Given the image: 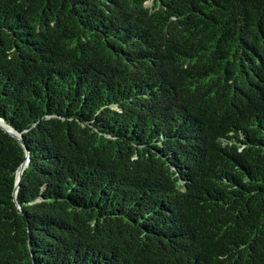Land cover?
<instances>
[{
  "label": "trees",
  "instance_id": "obj_1",
  "mask_svg": "<svg viewBox=\"0 0 264 264\" xmlns=\"http://www.w3.org/2000/svg\"><path fill=\"white\" fill-rule=\"evenodd\" d=\"M0 123V264H264V0H0Z\"/></svg>",
  "mask_w": 264,
  "mask_h": 264
},
{
  "label": "water",
  "instance_id": "obj_2",
  "mask_svg": "<svg viewBox=\"0 0 264 264\" xmlns=\"http://www.w3.org/2000/svg\"><path fill=\"white\" fill-rule=\"evenodd\" d=\"M0 126L2 127L3 130H5L10 136H12L13 138L17 139L18 141H20L21 143H23L22 139H21V136L19 134H17L16 132H14L11 128L5 126L4 124H1L0 123ZM29 163V156H28V153H27V159L26 161L23 163L22 167H21V170L19 172V177H18V181H17V188H18V184H19V181H20V176L21 174L23 173L24 169L27 167ZM16 188V189H17Z\"/></svg>",
  "mask_w": 264,
  "mask_h": 264
}]
</instances>
